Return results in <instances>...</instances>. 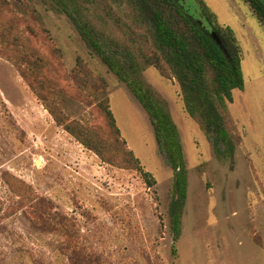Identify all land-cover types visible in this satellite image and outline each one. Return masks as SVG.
I'll return each mask as SVG.
<instances>
[{"label": "rangeland", "instance_id": "1", "mask_svg": "<svg viewBox=\"0 0 264 264\" xmlns=\"http://www.w3.org/2000/svg\"><path fill=\"white\" fill-rule=\"evenodd\" d=\"M206 1L221 25L234 28L243 51L246 86L234 90L226 114L229 129L241 136L234 163L215 154L177 80L155 67L144 72L169 104L187 161L176 255L173 169L146 110L67 15L45 0L0 6V36H21L17 46L0 37V264H264V29L242 0ZM100 2L90 14L94 22L129 39L118 23H128L127 14ZM29 24L39 33H29ZM24 53L38 60L45 95L65 116L107 134L93 107L104 91L128 147L157 184L149 187L137 171L102 161L59 127L21 75Z\"/></svg>", "mask_w": 264, "mask_h": 264}, {"label": "trees", "instance_id": "2", "mask_svg": "<svg viewBox=\"0 0 264 264\" xmlns=\"http://www.w3.org/2000/svg\"><path fill=\"white\" fill-rule=\"evenodd\" d=\"M45 1L69 17L87 46L127 85L148 113L160 152L173 169L169 214L172 253L176 255L175 243L181 237L188 198L187 161L182 136L169 104L147 81L144 72L155 67L163 75L177 80L187 112L201 122L213 142L215 154L234 163L241 136L229 129L226 114L228 105L234 102V90H244L246 86L242 46L234 28L221 25L217 13L206 0H107L127 14L128 23L122 24V19L118 18L119 29L125 37L129 36L124 39L108 23H102L104 29L91 18L93 6H98L100 0ZM242 1L250 6L264 29V0ZM1 5L9 7L11 2L0 0ZM110 10H113L112 6ZM28 31L39 33L31 24ZM213 32L221 43L217 42ZM0 37L8 44H21L19 35L3 32ZM19 61L21 75L59 127L95 152L102 161L137 171L149 187L157 184L154 175L128 147L104 91L97 96L99 99L93 107L101 111L107 134L103 127L91 125L89 120L63 114L56 101L45 95L38 77L41 68L31 54L24 53Z\"/></svg>", "mask_w": 264, "mask_h": 264}, {"label": "water", "instance_id": "3", "mask_svg": "<svg viewBox=\"0 0 264 264\" xmlns=\"http://www.w3.org/2000/svg\"><path fill=\"white\" fill-rule=\"evenodd\" d=\"M213 35H214L215 39L217 40V42L221 43L220 38L218 37V35L215 32H213Z\"/></svg>", "mask_w": 264, "mask_h": 264}]
</instances>
